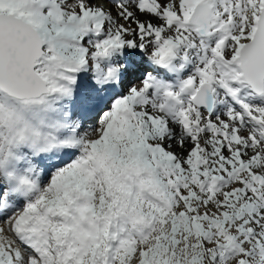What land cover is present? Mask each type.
Returning <instances> with one entry per match:
<instances>
[{"label": "snow or ice", "instance_id": "obj_1", "mask_svg": "<svg viewBox=\"0 0 264 264\" xmlns=\"http://www.w3.org/2000/svg\"><path fill=\"white\" fill-rule=\"evenodd\" d=\"M0 264H264V0H0Z\"/></svg>", "mask_w": 264, "mask_h": 264}]
</instances>
